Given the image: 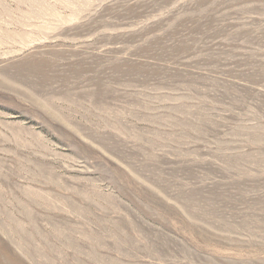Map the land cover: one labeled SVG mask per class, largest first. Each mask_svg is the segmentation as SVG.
<instances>
[{"label": "rangeland", "instance_id": "obj_1", "mask_svg": "<svg viewBox=\"0 0 264 264\" xmlns=\"http://www.w3.org/2000/svg\"><path fill=\"white\" fill-rule=\"evenodd\" d=\"M0 264H264V0H0Z\"/></svg>", "mask_w": 264, "mask_h": 264}]
</instances>
